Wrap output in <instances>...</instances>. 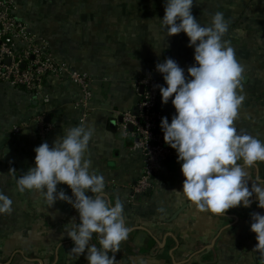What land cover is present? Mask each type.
I'll list each match as a JSON object with an SVG mask.
<instances>
[{
	"label": "crops",
	"instance_id": "0c3cea01",
	"mask_svg": "<svg viewBox=\"0 0 264 264\" xmlns=\"http://www.w3.org/2000/svg\"><path fill=\"white\" fill-rule=\"evenodd\" d=\"M12 2L15 17L48 42L59 62L91 77L92 97L83 117V109L75 106L81 92L66 78L46 76L40 95L0 81V191L13 201L10 213H0V264H87L83 255L69 254L73 242L64 230L79 222L71 204L56 201L48 208L37 192H19L15 184L34 165L36 146L51 145L63 129L81 123L95 130L85 155L105 179L106 199L123 204L129 233L115 253L117 264H262L250 213L264 214V209L256 202L224 214L197 208L176 191L185 177L171 147L174 154L152 177L149 190L133 191L143 154L120 130V114L136 111L142 93L136 82L145 73L162 78L157 62L173 58L185 74L194 63L186 34L166 37L160 27L163 0ZM217 11L228 22L223 39L243 68L237 92L244 99L234 124L264 141V0H194L192 14L201 24ZM160 107L171 122L174 106ZM36 116L53 125L44 137L37 133ZM248 171L252 179L264 180V161ZM57 187L71 196L66 184ZM91 242L99 247L97 234Z\"/></svg>",
	"mask_w": 264,
	"mask_h": 264
},
{
	"label": "clouds",
	"instance_id": "9594fccd",
	"mask_svg": "<svg viewBox=\"0 0 264 264\" xmlns=\"http://www.w3.org/2000/svg\"><path fill=\"white\" fill-rule=\"evenodd\" d=\"M193 3L163 0L160 27L166 37L186 34L188 46L194 49V63L187 67V74L170 57L155 64L164 81L154 85L161 103L167 104L171 98L175 109L171 122L162 116L159 127L165 144L175 150L185 177L176 191L197 208L214 214L237 206L250 207L253 202L264 209V180L259 176L252 179L248 171L257 161H264V141L238 131L234 124L244 99L237 92L243 68L233 47L223 39L228 22L217 11L208 24H201L192 14ZM94 131L81 123L63 129L51 145L45 141L36 146L34 165L16 177V190L37 192L48 208L56 201L71 204L79 222L75 220L64 230L73 242L69 254L83 255L87 264H117L115 253L127 239L129 228L122 202L106 199L105 179L91 169L86 158ZM58 184H66L71 196L58 189ZM12 203L0 191V213H10ZM250 231L257 241L254 249L264 256V214L250 213ZM93 233L99 247L91 242Z\"/></svg>",
	"mask_w": 264,
	"mask_h": 264
},
{
	"label": "built area",
	"instance_id": "2783aa9c",
	"mask_svg": "<svg viewBox=\"0 0 264 264\" xmlns=\"http://www.w3.org/2000/svg\"><path fill=\"white\" fill-rule=\"evenodd\" d=\"M46 76L66 78L79 88L81 97L75 106L83 109L84 117L92 97L91 77L86 72L73 70L59 62L52 55L48 42L31 32L26 24L15 17L12 0H0V81L22 88L32 95H40ZM163 83L162 78H153L150 72L145 73L136 82L137 88L140 85L143 87L137 103V114H120V130L132 139L131 148L143 154L142 171L133 186L135 193L149 189L152 177L160 170L163 162L174 154L163 141L159 127L160 118L166 114L160 107L159 89L154 85ZM43 101H48V98L44 96ZM36 122L40 137L53 129V125L42 116H36Z\"/></svg>",
	"mask_w": 264,
	"mask_h": 264
},
{
	"label": "water",
	"instance_id": "95a60500",
	"mask_svg": "<svg viewBox=\"0 0 264 264\" xmlns=\"http://www.w3.org/2000/svg\"><path fill=\"white\" fill-rule=\"evenodd\" d=\"M142 90V86H140V91ZM169 102H171V98L169 99ZM132 114H137V109H136V111H134V112H132ZM120 119H121V116H120ZM129 127V129H131V125H129L128 126ZM149 190V189H148ZM147 190V191H148Z\"/></svg>",
	"mask_w": 264,
	"mask_h": 264
},
{
	"label": "trees",
	"instance_id": "16d2710c",
	"mask_svg": "<svg viewBox=\"0 0 264 264\" xmlns=\"http://www.w3.org/2000/svg\"><path fill=\"white\" fill-rule=\"evenodd\" d=\"M168 162H169V160H167V161L163 162V165L167 164ZM163 165H162V166H163Z\"/></svg>",
	"mask_w": 264,
	"mask_h": 264
}]
</instances>
